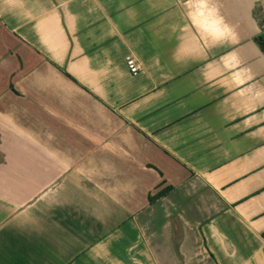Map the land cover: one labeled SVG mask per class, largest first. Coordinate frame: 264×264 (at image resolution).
Listing matches in <instances>:
<instances>
[{"label":"crops","instance_id":"1","mask_svg":"<svg viewBox=\"0 0 264 264\" xmlns=\"http://www.w3.org/2000/svg\"><path fill=\"white\" fill-rule=\"evenodd\" d=\"M259 2L0 0V264H264Z\"/></svg>","mask_w":264,"mask_h":264},{"label":"trees","instance_id":"2","mask_svg":"<svg viewBox=\"0 0 264 264\" xmlns=\"http://www.w3.org/2000/svg\"><path fill=\"white\" fill-rule=\"evenodd\" d=\"M264 0H260V2H259V4H258V6H257V10H256V12H257V15H258V11L260 10V9H263L264 10ZM255 42L257 43V45L259 46V48L262 50V52L264 53V28L262 29V32L258 35V36H256L255 37ZM165 190L164 191H162V192H160L158 195H157V197H160V196H162V195H165Z\"/></svg>","mask_w":264,"mask_h":264},{"label":"built area","instance_id":"3","mask_svg":"<svg viewBox=\"0 0 264 264\" xmlns=\"http://www.w3.org/2000/svg\"><path fill=\"white\" fill-rule=\"evenodd\" d=\"M126 64H127V67L129 69L130 73L133 75H137L141 70L139 63L137 62V60L133 56H127L126 57Z\"/></svg>","mask_w":264,"mask_h":264},{"label":"rangeland","instance_id":"4","mask_svg":"<svg viewBox=\"0 0 264 264\" xmlns=\"http://www.w3.org/2000/svg\"><path fill=\"white\" fill-rule=\"evenodd\" d=\"M257 17H260V23L263 25V28H264V10L263 9H260L258 11Z\"/></svg>","mask_w":264,"mask_h":264}]
</instances>
